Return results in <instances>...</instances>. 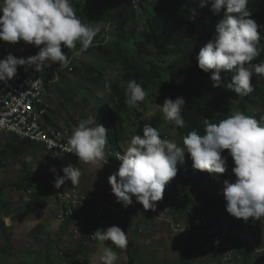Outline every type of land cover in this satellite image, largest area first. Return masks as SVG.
Wrapping results in <instances>:
<instances>
[{"label": "clouds", "instance_id": "obj_1", "mask_svg": "<svg viewBox=\"0 0 264 264\" xmlns=\"http://www.w3.org/2000/svg\"><path fill=\"white\" fill-rule=\"evenodd\" d=\"M248 4L249 0H200L201 8L210 5L214 14L223 12V18L216 25L215 35L200 49L198 68L204 73H211L213 87L221 86L222 71L231 73V82L227 83L226 88L241 99L254 91V75L264 77V61L253 63L264 51L258 47L264 36V25L251 18L253 13ZM191 11L194 18L196 9ZM104 27L99 21L84 23L77 16L72 0H0V41L10 44L23 41L39 48L36 55L26 59L8 54L0 60V82L7 83L13 79L18 74V66L35 65V71L43 72L53 63H59L65 68L52 69L55 82H58L59 74L67 70L72 62L62 48L74 50L72 57H79L94 45L95 38ZM26 77L38 79L36 84L41 90L43 81L47 87L54 84L52 80L47 82L40 77ZM105 89L111 90L110 81L105 83ZM147 95L135 80L127 82L125 102L129 107L139 108ZM185 105L184 97L166 98L163 106H160L163 119L176 127H183L182 109ZM49 117L54 127H58L51 113ZM203 125V135L192 130L183 137L182 146H179L174 141L162 139L157 127L145 123L143 135H133L126 151L116 155L121 163L118 171L109 177V183L117 202L127 207L135 196L145 210L154 211L155 202L163 199L166 185L176 177L177 165L185 162L186 154L194 169L223 174L227 165L222 153L227 150L235 164L232 169L235 180L231 177L221 180L224 181L226 211L245 221L249 218L254 221L264 219V118L257 120L236 111L218 123L204 118ZM108 131L92 118L82 119L72 129L64 150L75 154L79 163L95 165L103 162L105 165L109 160L106 152ZM50 170L56 171L54 167ZM62 171L64 175L57 176L54 181L55 188L59 189L66 181H71L72 185L79 184L82 175L79 167L68 165ZM205 177L210 179L209 175ZM210 182L214 183L213 178ZM201 222L204 223L205 219H201ZM216 228L226 236L231 233L223 225ZM234 235L239 241L251 243V238L247 236ZM90 237L104 245L99 257L102 264H117L119 259L118 254L105 242L111 241L121 250L128 245L127 234L115 225L106 230L98 229ZM211 247L214 252L215 240ZM222 251L218 252L219 257Z\"/></svg>", "mask_w": 264, "mask_h": 264}, {"label": "trees", "instance_id": "obj_2", "mask_svg": "<svg viewBox=\"0 0 264 264\" xmlns=\"http://www.w3.org/2000/svg\"><path fill=\"white\" fill-rule=\"evenodd\" d=\"M72 4L77 16L84 23L99 21L105 25L95 38L94 45L86 52H97L103 61L115 64L122 70L119 78L115 76L112 79H107L112 88L107 95L111 98L116 97L115 108L105 107V111H108L106 114L103 112L104 116L98 121V123L101 121L100 124L109 129L108 161L114 160L113 153L116 155L123 153L122 144L129 141L126 134L141 127L140 123H145L143 117L145 115L142 110L145 101L140 104L139 108H131L125 102L126 85L130 80H135L145 90L153 88L171 99L185 98L186 105L182 109L184 126L176 127L174 124L166 123L168 129L182 140L192 130H197L203 135L204 118L209 119L212 123H218L236 111L246 115L251 109L261 111L254 116L257 120L264 118V77L254 75L252 80L254 91L241 99L226 88L227 83L231 82V73L222 71L221 86L213 87L210 80L211 73H204L198 68L197 55L200 49L215 35L216 25L223 18V12L214 14L210 5L201 8L200 0H72ZM248 7L253 13L251 18L259 25H264V0H249ZM192 9H196L197 13L194 18ZM133 22L136 25L132 26ZM111 25L115 27L114 32L108 33L107 30ZM140 26L143 27L142 33L137 30ZM79 47L77 45V49ZM258 47L264 49V36H262ZM38 51L35 46L31 45L29 57L36 55ZM62 51L72 60L71 64L75 66V72L82 71L86 67L84 62H80V58H76L77 62L73 63L75 59H71L72 50L62 48ZM262 61H264V51L253 63ZM56 64L59 65V63ZM90 69L91 76H95V80L96 78L100 81L104 79L103 70L98 67ZM52 77V74H42L40 78L49 82ZM84 79L87 82H92L90 77H84ZM58 84L54 86L58 90L60 98L65 100L64 88L74 85V83L63 72L59 74ZM48 88L47 91H49ZM71 94L72 92L69 91L66 102H73ZM48 122L54 126L49 119ZM161 138L165 139V137ZM33 147L34 145L29 142L14 138L12 143L0 150V168L2 167L1 160L5 157H9V155L18 157ZM222 156L226 158V172L209 174L206 171L194 169L191 159L186 154L185 162L180 164V171L168 183L171 197L167 196L165 199L167 202L172 201L169 212L174 222L178 225L179 223L188 224L191 227L185 233L186 243L183 252L176 255V260H179L180 264H193L199 255L213 244L215 237L210 236L209 231L215 229L219 233L218 236L221 235L216 228L219 216H211L209 213L210 208L215 204L216 194L206 195V205L200 211L195 212L192 207L194 200L201 196L204 190L209 189L208 185H204L203 177L205 175H209L213 180L218 176L231 177L235 180L232 172L235 164L232 157L227 150L222 153ZM40 178L38 175L28 173L24 180L17 183L13 189L24 194L32 193ZM180 183L184 187L183 190L176 188V185ZM185 187L188 188L185 189ZM53 188L50 186L47 191L51 193ZM182 194L183 197H181ZM31 195L34 196L33 193ZM79 212L82 214V209ZM80 217L79 215L77 218ZM201 219H205V223L210 227H205ZM231 219L237 220L233 216ZM73 223L72 219L67 218L63 226L71 228L75 226ZM227 227L229 231L238 230V227H235L233 223H229ZM205 228H207V232H204ZM72 236H74L73 233ZM236 238L238 237H235L231 232L222 240L221 249L224 247L226 249L220 253L221 260L224 261L228 253L236 250L238 253L233 254L234 261L230 260L227 264H251L252 251L246 248L242 250L240 245L235 242ZM80 241L85 242L86 240ZM127 248V264H145L138 249L130 244Z\"/></svg>", "mask_w": 264, "mask_h": 264}, {"label": "rangeland", "instance_id": "obj_3", "mask_svg": "<svg viewBox=\"0 0 264 264\" xmlns=\"http://www.w3.org/2000/svg\"><path fill=\"white\" fill-rule=\"evenodd\" d=\"M79 1V0H78ZM135 23H132V26ZM136 25V24H135ZM115 27L109 26L108 33H113ZM138 32H143V27H138ZM37 48V47H36ZM39 48H37V51ZM2 51V52H1ZM31 51V45L25 44L23 41H20L16 44H10L4 41H1L0 43V58L1 60L6 58L8 54H12L17 58H28ZM73 51H71V55L73 56ZM76 58H80V62H84L86 64V67L82 69V71L75 72V66L71 64L67 70H64L63 72L68 76V78L74 83V85H68L67 88L65 87V100L63 98H60L58 90L54 86L58 84V82H55L54 74L52 72L53 67H60V69H63V66H59L56 63H53L51 67L44 69L43 72H37L35 71V65L31 66H18L17 67V73L23 76H35L42 77V74H52V83L53 85H49L48 89V95L45 97V100L47 101L48 106L50 107L52 113L54 112L53 118L57 121L56 125L63 129H69L72 131V129L78 125L79 121L86 118H92L96 120L98 123L99 120H101V117L104 116L103 112L106 114L108 110L105 111V107L107 108H115L116 97L111 98L108 97L107 93L110 92L105 89V83L107 82V79H112L113 77L117 76L118 78L122 74V70L120 67H117L115 64H110L106 61H103V58L99 55V53H88L83 52L79 57H72V59H75L73 61H76ZM72 63V62H71ZM91 67H98L101 70H103L104 73V79L102 81L98 80L95 76H91ZM74 69V70H72ZM62 72V73H63ZM84 77H90L92 79V82H87ZM123 88V85H121ZM111 88V87H110ZM86 89V90H84ZM112 89V88H111ZM72 92L71 98L73 100L72 103L66 102V97L68 92ZM147 97L145 100V106H143L142 110L144 112V121L145 123L150 124L153 127H157L160 131L161 137H165V139H169L170 141L176 142L179 146L182 145V138H179L177 135H175L172 131L168 129V125H166L167 121L163 119V113L161 110V107L163 106V103L166 98H169L166 95L160 94L153 88L150 90H146ZM161 106V107H160ZM49 113H51L50 110H48ZM264 112V109H263ZM51 113V116L53 115ZM261 113L259 109H251L247 112V116H255L256 114ZM101 122V121H100ZM99 122V124H100ZM145 123H140L141 127L136 128L133 131H130L126 134L128 136L129 141L122 144V150L123 153L126 151L128 143L130 142V139L133 135L139 134L143 135V126ZM95 126V125H93ZM13 139L9 138L7 135H0V150L5 147L7 144L12 143ZM34 147L32 149H29L20 156L12 155L9 157H5L4 163L6 164L5 169H3L0 174V183L3 184L4 182L9 185H15L16 183L22 182L26 175L28 173H33L35 175L40 176V182H39V188L36 187L33 194L35 195V199L33 200V203H31V213L41 211L43 210L45 213L51 212L50 209H54V213L51 215L50 220H45L44 217H42L43 225H46L47 222H56L58 224V227L63 226L61 224V220L58 219L56 214L60 211L58 208V203L56 201L55 197L56 195H52L53 192L49 193L47 191V188L53 185V181H55L57 176H63L64 173L62 171L63 165L59 164L55 160H51L46 154L45 150L38 145L32 144ZM110 148L106 146V152L109 154ZM114 160L108 161L107 164L103 165V162L97 163L95 165L92 164H86V163H69L68 165H72L74 167H79L81 169V178L78 185H72L71 181H66L61 187L70 185L71 190H75L77 193L80 192L84 196L88 197H94L99 199L100 201L107 202L111 205L116 206L117 208L123 209L122 213H132V212H138L143 210V205L140 204L135 196L132 197V204L125 207L122 203H118L115 195L112 192L111 185L109 183V177L116 173L120 166V161L117 159L116 154H114ZM186 156V155H185ZM31 158L30 161L28 158ZM66 165V166H68ZM55 168V172H52L50 169ZM178 172L180 171V164L177 165ZM7 168V170H6ZM6 170V171H5ZM177 172V173H178ZM204 185H209L208 190H204V192L199 196L197 199L194 200V206L192 207V210L195 212L200 211L205 205L207 201V194H216V201L212 208H210L209 213L211 216H219L218 213H220L222 216L219 217L220 221L226 222L228 219V215H230L226 211V204L227 201L224 198L223 195V188H224V181L221 183L216 182L211 184L210 179L205 177L203 178ZM4 181V182H3ZM230 182L231 179H228ZM4 183V184H5ZM5 186H8L6 185ZM61 187L59 189H61ZM176 188L178 190H183V185L177 184ZM188 188V187H187ZM185 187V189H187ZM54 190H59L57 188H53ZM52 190V191H54ZM7 192L10 191V189L6 190ZM170 198V193L168 191V184L165 187L163 199L161 201L155 202L156 203V211H160L161 213L166 215V212H168L170 209V204L172 201L167 202L166 197ZM183 197V194L181 195ZM7 201V200H6ZM32 201V200H31ZM5 202V201H4ZM35 203V204H34ZM183 207V204L181 205ZM57 210V212H56ZM137 210V211H136ZM34 211V212H33ZM42 211V212H43ZM157 211V212H158ZM43 212V213H44ZM134 212V213H135ZM42 213V214H43ZM226 219V220H225ZM140 221V220H139ZM172 218L170 220L169 224H174L175 222ZM55 223V224H56ZM140 224V223H138ZM141 225V224H140ZM162 225V226H161ZM55 226V225H54ZM134 224L131 225L133 227ZM160 226L164 229H167L168 235L165 236V238L162 239H151V237L148 235V237L145 239V241L141 240L143 242V245L145 244V252H142L141 258L143 260V263L149 264L150 262H153V264H157V262H173L174 264H180L179 260H176V255L179 253H182L185 248V233L189 231L191 227L186 224L179 223V226L172 227V231H170V227L167 224H164V222L160 223ZM166 227V228H165ZM56 233L55 231L52 232V234ZM46 238L50 239L53 238L54 235H50L49 233L43 234ZM146 235V233H145ZM182 238L177 239L176 237L182 236ZM64 238L66 240L61 245L63 252H56L60 256L61 254H64L62 256L61 262L65 261L67 255H69L70 247L72 246L69 242L68 237L64 235ZM75 238V237H74ZM143 239L142 237H140ZM75 240H77L75 238ZM163 241V244L161 243ZM149 243V246L146 247L147 243ZM30 243V242H28ZM162 244V245H160ZM30 246V245H29ZM45 246V245H44ZM165 246V247H164ZM150 250H153L150 252ZM147 251V252H146ZM25 256V262L24 264H45L41 261H33L29 256H27L26 252H21ZM150 253H155L156 256L151 257ZM75 253L71 254L74 255ZM217 254V255H215ZM199 259L197 258L194 263H204L208 262L209 264H227L223 259L220 262L215 257H219L217 252H213V249L211 246L207 247L204 252H202L199 255ZM9 256H0V264H14V262L9 261ZM58 259V260H60ZM57 258L55 259V261ZM123 264H127V257H125L124 261H122ZM172 263V264H173ZM193 263V264H194ZM54 264H57V262H54ZM64 264V263H62ZM121 264V263H117Z\"/></svg>", "mask_w": 264, "mask_h": 264}, {"label": "crops", "instance_id": "obj_4", "mask_svg": "<svg viewBox=\"0 0 264 264\" xmlns=\"http://www.w3.org/2000/svg\"><path fill=\"white\" fill-rule=\"evenodd\" d=\"M52 114V120L56 124L57 118L54 116V112ZM53 116L56 118V120L53 118ZM5 160L6 159L1 160L2 167L0 168V172L6 167V164L4 163ZM221 180L222 177L218 176V178L216 177L213 182L221 183ZM39 182L36 186L37 188H39ZM4 183H0V256L2 255L7 257L8 255L9 261H13L14 264H24L26 258L23 253L21 255V252L23 251L26 253L28 252L27 256H29L33 261H41L45 264H54V262H57V264H102L99 257L103 252L104 245H102L101 243H89L87 241L78 242L77 240H75L74 236H72V227L68 228L60 226L59 228L56 222L55 224L54 222L50 221L49 223L47 222L46 225H43V221H41L42 217H44L47 221L50 220L51 215L54 213V209H50L51 212L48 213H45L43 210L38 211V213L34 211V213H31V203H33L35 195L33 196L30 194H24L23 192L14 190L13 188L17 183L15 185H9L11 183H5L8 186H5ZM7 189H10V191L7 192ZM55 190L52 191L53 196L55 195ZM157 211L156 209L154 211L143 209L138 212L134 211L135 213H120L121 221L119 227L127 234L130 245L138 249L140 255H142V252H145V244L143 245V242H141V240L145 241L144 243H146L145 239L148 237V235L151 237V239H153L154 237V239L157 238L163 240V238L168 235L167 229L162 228V225L160 226V223L164 222V224L171 226L170 231H172V227L179 226L177 223L169 224L171 218L173 219L169 211L166 212V215L163 214L162 216H160V218L156 219L159 215L162 214L160 211ZM57 213H59V211ZM218 215L221 218L222 215L220 213H218ZM56 216L58 217V214H56ZM231 217L232 215H228V219H225L226 222H222L220 221V219H218L217 225H223L228 228V224L233 223L235 227H238V230H235V232H231L236 235H244L251 238V243H247V241H239L237 240V238L235 239V242L240 245L242 250L246 248L252 251L253 258L251 264H264V219H262L261 221H254L252 218H249L247 221H245L242 218H236L237 220L233 221ZM138 223H140L141 225ZM132 224H134L133 227H131ZM53 231H55L56 233L52 234ZM44 233H49L50 235H54V237L48 239L43 235ZM64 235L68 237L69 242L72 246L70 247V254L67 255L69 257H67L65 261L61 262L60 258L64 256V254H61L62 256H58L54 253H56L57 251L63 252L61 245L66 240V238H64ZM140 237H142L143 239H141ZM182 237L183 235L176 238L180 239ZM149 243L150 242L147 243L146 247L149 246ZM161 243L163 244V241ZM105 245L112 247L113 251H115L119 257L117 263L123 264L122 261H124L125 257H127L126 251L128 248L121 250L115 245L111 244V241L105 242ZM151 251L153 250H150V252ZM73 253L75 254L71 256V254ZM150 254L151 255L149 256L155 258V253ZM56 258L57 260L55 261ZM219 258L220 257H215V259H217V262L218 260L220 262L221 258ZM172 263L173 262L171 261L166 263L157 262V264ZM149 264H153V262H150ZM202 264L209 263L204 262Z\"/></svg>", "mask_w": 264, "mask_h": 264}, {"label": "built area", "instance_id": "obj_5", "mask_svg": "<svg viewBox=\"0 0 264 264\" xmlns=\"http://www.w3.org/2000/svg\"><path fill=\"white\" fill-rule=\"evenodd\" d=\"M37 80L16 74L7 83L0 82V134L41 146L51 160L57 161L63 167L69 163H77L78 157L64 150L71 131L49 124V106L45 101L47 83L39 79L43 81L41 90L36 84ZM70 187L72 186L67 185L54 192L60 209L58 219L61 220L62 225L67 218L72 219L75 223H73L75 226H72V233L78 241L85 239L90 243H100L92 240L90 236L98 229L106 230L113 225L119 227L120 213L123 209L94 197H86L80 192L71 190ZM80 209L83 211L82 214L79 212ZM79 215L81 217L78 219ZM204 225L209 228L205 222ZM209 232L210 236L215 237L214 252L225 250L226 247L221 249V242L226 235L220 233L221 235L218 236L219 233L215 230ZM234 253L238 252L233 250L226 255L225 263L234 261Z\"/></svg>", "mask_w": 264, "mask_h": 264}]
</instances>
